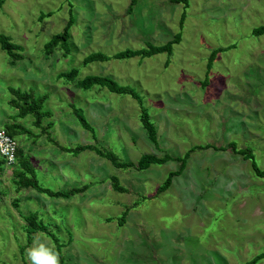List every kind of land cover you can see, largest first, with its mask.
Listing matches in <instances>:
<instances>
[{
	"label": "rangeland",
	"instance_id": "obj_1",
	"mask_svg": "<svg viewBox=\"0 0 264 264\" xmlns=\"http://www.w3.org/2000/svg\"><path fill=\"white\" fill-rule=\"evenodd\" d=\"M129 1L0 0V35L18 55L0 50V129L29 130L15 140L37 187L76 190L16 192V159L1 166L0 264H33L29 253L43 250L58 264H264V174L254 172L264 171V33H252L264 25V0H135L130 10ZM68 20L66 39L46 52ZM177 34L169 55L112 58ZM90 54L110 59L85 61ZM86 76L135 96L79 86ZM13 91L46 96L41 125L50 124L52 142L30 117L11 118ZM92 149L120 163L171 160L114 168Z\"/></svg>",
	"mask_w": 264,
	"mask_h": 264
},
{
	"label": "trees",
	"instance_id": "obj_2",
	"mask_svg": "<svg viewBox=\"0 0 264 264\" xmlns=\"http://www.w3.org/2000/svg\"><path fill=\"white\" fill-rule=\"evenodd\" d=\"M176 2H182L185 6L186 0H174ZM135 0H130L129 1V10L131 8V6L134 4ZM183 23V16L181 15L180 19H179V28H181ZM70 25V20L67 21L66 26L64 27L63 31L60 34H56L54 35L51 39L49 43H46L44 46V49H46V52H49V49L54 48V46L56 44H58L61 41H64L66 39V35H67V29ZM252 33L254 35H261L264 33V25L263 26H259L257 28H254ZM179 40V34L175 35L174 38H172L170 41L166 42L163 45L160 46H147V49H140L137 51H129V50H125L123 52H119L116 53L115 55H113L112 58L114 59H122V58H131V57H140L141 59L143 58H148L151 57L153 55L156 54H160V53H166L167 55L170 54L171 48L173 44H176ZM14 49H16L14 47V45L10 44L8 42V40L0 35V50L5 52L8 55H11L13 59H16L18 57V55L12 54ZM214 52H211L209 54V57L207 59V64H206V74L208 73V69L210 67V63L212 61V57H213ZM109 57L103 56L101 54H90L85 58V61L87 62H92V61H106L109 60ZM73 73L69 72L67 74H64L65 76L69 77L71 76ZM206 76L204 77V80H206ZM203 80V81H204ZM78 85L81 87H90L92 85H101V86H106V88L108 89L109 92L111 93H115V94H120V95H130V96H135L134 92L126 87H122V86H117L114 82L105 79V78H100V77H96V76H86L85 78H83L81 81L78 82ZM11 91V89H9V92ZM12 98H11V102L14 103V101H17L16 105H13L14 108L18 111L16 115H12L11 118H13V120L15 121V119H22L26 116L30 117L32 119V126L33 127H37L39 129V135L41 134H45V137L48 141L52 142V140L50 139L49 134L47 133V130L50 128V124L49 123H45L44 125H41L42 120L47 119L48 113L42 110V104L43 101L45 100L46 96H42L39 98H34L33 95L31 93H19L17 91H13L11 93ZM75 111V109H74ZM74 117L77 120V122L79 123V125L81 126L82 129H89L90 127L88 126V124L85 122V120L83 119L82 116L78 115V113L74 112ZM142 125L144 127V129L147 131V134L149 135V137L152 136V131L150 128V125L145 122V120L142 118ZM16 126L14 124H10V125H4L3 130L4 132L15 139V134H16ZM22 130V132L25 134L26 131L29 130H25L23 128H20ZM39 135L36 134V136L38 137ZM85 149H91V147L89 146H79V148L75 149V152L78 151H82ZM94 151V153L96 155H98V157L105 159L106 161H108L110 163V165L114 168H122V169H126V168H134L135 170H145L147 169L150 165L153 164H162L167 162L168 160H171V158L167 157V156H163L162 158H157L154 157L152 155H142L139 157V159L135 162V164L132 163H120L116 160V158L110 154V153H100L97 152L96 149H92ZM21 154V150L19 148H17L16 150V155H15V159H16V167L14 169H12L11 174L13 176V180H12V186H14L15 191L18 192L20 189H31L37 193L43 194L46 197L49 198H65L68 195L72 194L73 192H75V189L72 190H68V191H63V192H59V191H49L47 189H41L39 187H37V183L36 180L34 179V174H33V170L31 168V164L28 160H25L24 158L20 157ZM244 154V153H243ZM14 164V163H13ZM12 164V165H13ZM4 165L3 160L0 159V173H1V166ZM184 165V161L181 163L180 167H183ZM181 169V168H180ZM180 169L177 172L174 173H169L167 179L164 181V183L162 184V186H160L157 189V193L163 191L165 188L168 187L169 182H170V178L172 176H175L177 173H180ZM254 172L257 175H263L264 171L262 172H258L257 170L254 169ZM112 187L115 190H119L121 191V189L115 184L112 183ZM15 202V203H14ZM16 200L13 201V204H15L13 207H16ZM26 224L31 228L32 231H36L37 229H39L38 226H36L35 223V215H28L27 219H25ZM30 233H27V235H29ZM264 256V255H263Z\"/></svg>",
	"mask_w": 264,
	"mask_h": 264
},
{
	"label": "built area",
	"instance_id": "obj_3",
	"mask_svg": "<svg viewBox=\"0 0 264 264\" xmlns=\"http://www.w3.org/2000/svg\"><path fill=\"white\" fill-rule=\"evenodd\" d=\"M16 149V141L8 136L3 129H0V158L4 161L6 166H10L14 163Z\"/></svg>",
	"mask_w": 264,
	"mask_h": 264
},
{
	"label": "clouds",
	"instance_id": "obj_4",
	"mask_svg": "<svg viewBox=\"0 0 264 264\" xmlns=\"http://www.w3.org/2000/svg\"><path fill=\"white\" fill-rule=\"evenodd\" d=\"M15 155H16V153H15ZM29 255H30V259L33 261V264H37V261H40V264H58L57 254L53 253V252H50L48 250H43L41 253H37L35 251H32V252L29 253ZM41 257H42V260H41Z\"/></svg>",
	"mask_w": 264,
	"mask_h": 264
},
{
	"label": "crops",
	"instance_id": "obj_5",
	"mask_svg": "<svg viewBox=\"0 0 264 264\" xmlns=\"http://www.w3.org/2000/svg\"><path fill=\"white\" fill-rule=\"evenodd\" d=\"M15 120H17V119H15ZM4 125H10V124H7V123H5V122H3V126ZM17 126H16V134L15 135H17V134H19V135H24V133L22 132V130L20 129V128H22L21 126H23L20 122H19V124H18V122H17V124H16ZM30 126H32V121H31V123H30ZM35 130H36V132H38V133H36L37 135H39V129L37 128V127H33ZM23 129H25V127L23 128ZM31 131H32V128H31ZM39 138H40V135L38 136ZM46 138V137H45ZM17 148H19L20 150H21V146H20V144L17 142Z\"/></svg>",
	"mask_w": 264,
	"mask_h": 264
}]
</instances>
